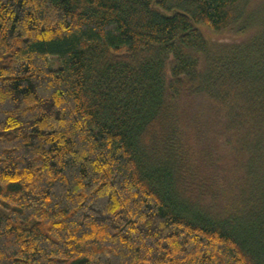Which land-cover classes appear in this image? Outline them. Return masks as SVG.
<instances>
[{
	"label": "trees",
	"instance_id": "trees-1",
	"mask_svg": "<svg viewBox=\"0 0 264 264\" xmlns=\"http://www.w3.org/2000/svg\"><path fill=\"white\" fill-rule=\"evenodd\" d=\"M0 264H264V0H0Z\"/></svg>",
	"mask_w": 264,
	"mask_h": 264
}]
</instances>
